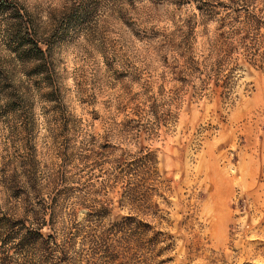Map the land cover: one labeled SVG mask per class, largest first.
Wrapping results in <instances>:
<instances>
[{"label": "rangeland", "instance_id": "1", "mask_svg": "<svg viewBox=\"0 0 264 264\" xmlns=\"http://www.w3.org/2000/svg\"><path fill=\"white\" fill-rule=\"evenodd\" d=\"M20 1L47 34L70 4ZM86 6L55 46L60 97L39 92L0 36V68L28 93L25 104L0 102V204L14 202L34 156L43 179L58 178L62 217L74 206L84 222L95 210L90 240L73 246L84 248L78 264H264V0ZM251 16L245 48L235 29ZM217 41H234L221 61ZM188 56L203 72L184 86ZM153 101L167 118L136 140L128 121ZM139 152L157 170L146 182L141 169L140 181L127 175Z\"/></svg>", "mask_w": 264, "mask_h": 264}, {"label": "trees", "instance_id": "2", "mask_svg": "<svg viewBox=\"0 0 264 264\" xmlns=\"http://www.w3.org/2000/svg\"><path fill=\"white\" fill-rule=\"evenodd\" d=\"M69 2L64 11V22L57 24L52 33L47 34L37 15L20 0H0V36L3 44L10 51L12 59L17 62L15 66H19L20 71L28 77L40 78L39 92L49 98H53L57 93L59 97L61 95L60 81L56 79L53 62L56 43L62 39L66 29L69 32L71 22L87 11V0ZM240 23L241 26L235 29L237 39L234 41L247 48V39L254 30V17H248ZM231 42L217 41L212 45L215 56L220 61L224 59L222 53ZM185 66L178 71L177 78L184 82V86H189L197 79L195 74L203 71L190 56ZM219 68L217 74L222 71V67ZM11 71L0 68V102H4L6 107L13 106L14 103L25 104V100H28L27 91L21 83H16L14 70ZM214 77L215 80H221L214 73L210 74L209 79ZM202 81L204 85L207 83L204 79ZM136 114L140 118L130 119L127 124V134L136 140H139L143 132L154 134L162 120L167 118L159 112L155 101L149 109L139 105ZM30 124L33 125V121H30ZM126 164L129 172L127 175L130 174L129 181H140L139 169L144 176H149L143 177L145 182L157 174L150 154L139 152L135 158H129ZM29 165L31 168L23 175L26 179L22 182V187L17 189L18 191H12L14 202L0 204V264H78V258L84 248L79 252L74 251L73 246L80 239L82 246L90 240L93 225L96 223L92 219L95 210L89 208L88 220L84 222L75 219L74 206L68 216L62 217L59 211V197L63 191L58 190L57 176L48 173L43 179L38 171H35L34 156L29 157ZM113 169L117 170L120 173L119 178H122V167L119 165ZM45 229L51 232L46 233Z\"/></svg>", "mask_w": 264, "mask_h": 264}]
</instances>
